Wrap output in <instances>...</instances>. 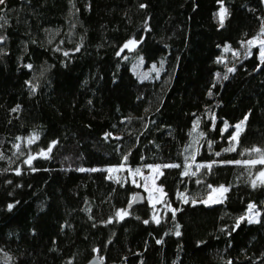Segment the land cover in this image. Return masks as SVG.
<instances>
[{"label":"trees","instance_id":"1","mask_svg":"<svg viewBox=\"0 0 264 264\" xmlns=\"http://www.w3.org/2000/svg\"><path fill=\"white\" fill-rule=\"evenodd\" d=\"M0 16V264H264V59L243 53L264 0H6ZM138 57L159 76L140 80ZM154 164L159 209H127L144 190L103 168Z\"/></svg>","mask_w":264,"mask_h":264},{"label":"rangeland","instance_id":"2","mask_svg":"<svg viewBox=\"0 0 264 264\" xmlns=\"http://www.w3.org/2000/svg\"><path fill=\"white\" fill-rule=\"evenodd\" d=\"M226 11H227L226 6L222 4L220 10L218 11V16L221 23L223 22ZM262 30H264V27L255 37H253L250 40L252 41V43L249 45V47L244 48L243 53L251 54L252 48L254 46H258L260 49V56H261V48L264 47V45H262L261 43L262 41H264V34H262ZM126 45L127 47L124 46L125 49L133 50L138 45V42L136 40H131L127 42ZM228 47L229 46L227 45V47L225 48ZM136 59H137L136 62H134L132 66V70L140 80L159 76V74L161 73L164 67L163 64L164 60L153 63L150 66H146V65L144 66V61L141 57H138ZM242 122H243L242 129L238 131L236 128V138L239 137L240 132L243 130L246 120H242L237 125L241 124ZM122 166L123 165L119 166L120 170L118 171V176H113L112 171L114 168H119V167H104L103 169H106L108 171L110 177L118 178L119 176H125L127 179L131 180L135 185L140 186L145 191L146 198L149 200V202L159 209V204L162 203L165 195L163 188L158 184V179L163 172V165L154 164V165H139L136 167L130 166L125 168L127 170L126 171L127 173L123 171ZM261 178L264 179V176H261ZM224 189L228 190V186L222 184L213 187L212 190L201 200V202L206 205H212L223 202L227 192L224 191ZM159 215L160 213L158 210L155 218H159ZM246 216L250 221L256 220L258 217L253 207L249 209Z\"/></svg>","mask_w":264,"mask_h":264},{"label":"snow or ice","instance_id":"3","mask_svg":"<svg viewBox=\"0 0 264 264\" xmlns=\"http://www.w3.org/2000/svg\"><path fill=\"white\" fill-rule=\"evenodd\" d=\"M5 3H6V0H0V5H5ZM223 11V10H222ZM2 20H4V17L3 16H0V21H2ZM221 26H223V24H221ZM262 34H264V30H262ZM252 43V41H249V44H251ZM262 43V45H264V41H262L261 42ZM125 47H127V45H125ZM261 57H262V59H264V47H262L261 48ZM231 71V70H230ZM245 119H247V117H245ZM242 127H243V122L241 123V124H239V125H237L236 126V128H237V130L239 131L240 129H242ZM233 139H235V137H233ZM51 149H49V151H50ZM228 150H233V149H226V151H228ZM217 155H219V154H217ZM261 163H264V160H262V161H260ZM236 163H240L239 161H236ZM254 163V162H253ZM169 166H171V167H178V165H165V167H169ZM82 171H83V169H81ZM189 173L186 171L185 172V175H188ZM193 175L195 174V173H192ZM260 176H264V172H261L260 173ZM253 186H255V183L253 184ZM224 191H227V189H224ZM12 207V205H9V208H11ZM253 206L252 205H249V208L251 209ZM125 215L127 214V213H124ZM118 215H120V213H118ZM251 222V221H250ZM145 223H147V221H145ZM238 226V225H237ZM176 235L177 236H179L180 235V232L179 231H177L176 232ZM158 243H159V241H158Z\"/></svg>","mask_w":264,"mask_h":264},{"label":"water","instance_id":"4","mask_svg":"<svg viewBox=\"0 0 264 264\" xmlns=\"http://www.w3.org/2000/svg\"><path fill=\"white\" fill-rule=\"evenodd\" d=\"M144 202H145V193L143 191H138L134 195L133 200L127 205V209H131L137 205L143 204ZM84 264H103V261L101 260L100 256L96 255Z\"/></svg>","mask_w":264,"mask_h":264}]
</instances>
